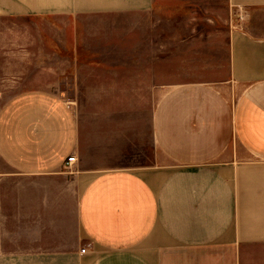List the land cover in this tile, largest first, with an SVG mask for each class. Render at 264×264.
Returning <instances> with one entry per match:
<instances>
[{
	"label": "crops",
	"instance_id": "1",
	"mask_svg": "<svg viewBox=\"0 0 264 264\" xmlns=\"http://www.w3.org/2000/svg\"><path fill=\"white\" fill-rule=\"evenodd\" d=\"M0 264H264V0H0Z\"/></svg>",
	"mask_w": 264,
	"mask_h": 264
},
{
	"label": "rangeland",
	"instance_id": "2",
	"mask_svg": "<svg viewBox=\"0 0 264 264\" xmlns=\"http://www.w3.org/2000/svg\"><path fill=\"white\" fill-rule=\"evenodd\" d=\"M150 20H151V22L153 21V19H150ZM122 21H123V19L118 18L116 24H122ZM173 24L175 26L177 25L178 27H186V26H189V25L191 26L192 25L195 28V27H200L202 25V21L200 19H180V20L177 21V24H176V22L175 23L173 22ZM26 25L27 24H25V23H19V25H18V27L20 28V30L18 32V37H19L20 44H23L22 42H26L27 40H28L27 42H33L34 44L35 43H39L40 41H45L43 39V37L40 35V31L44 27V26H42L41 20H35V21H32L30 24H28L30 26L28 31L25 30V28H24ZM203 25H205V23ZM212 25H213V22H211L210 29H209L210 46L213 45V41L215 42L217 40V39L213 38V37H216L217 32L214 31ZM5 26H8V24H3V27H5ZM195 29H196V31L192 35L184 33L185 30L183 29V32L180 33L178 36H179V38H182V37L186 38L187 41H188V44H191V36H194V37H197V38L200 39L201 35H202L200 33V30L199 31L197 30V29H200V28H195ZM175 45H178V44H175ZM197 45L199 47H201V45H203V44L202 43H198ZM183 47H185V42L181 45V48H183ZM32 50H33V53L35 55H37V53L40 55L41 52H42V50L39 47H38V49L34 48ZM214 50L217 51V47L216 46L214 47ZM44 52L46 53V51H44ZM176 52L179 53L180 56H184L185 55V49L183 51L181 49V50H178ZM219 52L221 53V49H219ZM49 54L51 56H47L46 55L47 63L48 64H53L55 67H58V63H59L58 60L59 59L57 58L56 54H54L52 52H49ZM52 54H54V55H52ZM22 84L25 85L26 83H22ZM49 84L52 85V84H55V83L52 82V83H49ZM78 100H81V104L83 105V103L86 100H88V99H83L82 98V99H78ZM108 100H114L118 104L124 103V105H128V103L130 102L131 99L123 98V99H108ZM86 117L89 118V115H86ZM83 151H84V153H87V148L83 147Z\"/></svg>",
	"mask_w": 264,
	"mask_h": 264
},
{
	"label": "built area",
	"instance_id": "3",
	"mask_svg": "<svg viewBox=\"0 0 264 264\" xmlns=\"http://www.w3.org/2000/svg\"><path fill=\"white\" fill-rule=\"evenodd\" d=\"M73 159H74L73 156H70V157L67 158L68 161H72ZM84 250H85V248H82V249H81V251H83V252H84Z\"/></svg>",
	"mask_w": 264,
	"mask_h": 264
}]
</instances>
